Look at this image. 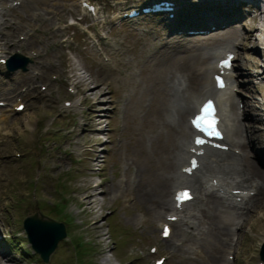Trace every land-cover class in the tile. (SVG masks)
Here are the masks:
<instances>
[{
  "label": "rangeland",
  "instance_id": "rangeland-1",
  "mask_svg": "<svg viewBox=\"0 0 264 264\" xmlns=\"http://www.w3.org/2000/svg\"><path fill=\"white\" fill-rule=\"evenodd\" d=\"M14 1L15 4L18 2L13 0V4ZM48 2L50 3V0H25L21 6L18 4L15 5L16 9L12 14L20 18L13 19L14 23H18L14 30H17L19 36L13 33L12 28L5 27L6 25L2 26L0 29L4 35L11 34L12 38L15 39L13 40L14 42L25 37V41H20L21 51L31 56L34 62L33 65L29 67L27 73L15 72L10 76V80L8 81L7 79V83L0 87V98L3 96H10L13 92H17L27 106L26 110L19 114L14 112L13 109L7 111L10 112L8 115L12 116L10 117L11 120L9 119L6 123L8 128H3L0 131V135L3 134L2 139L5 141L1 147L2 153H11L13 152V147L20 144L23 152H27V156L20 164L23 162L25 163L30 177L34 179L37 177L35 183L23 184L19 179V170L15 167L16 163H13V158H3L2 162L0 161V193L7 192L5 190L8 185L7 178L9 170V175L12 177L14 176L11 189L13 190L12 197L16 209L24 211L29 208L30 203L27 199L18 198L16 196V192L26 191L39 199L38 208L41 211L46 209L47 213L59 218L60 216L53 213L50 209L56 212H64L66 203L62 201L63 197L68 198L72 196L74 194V188L75 192H78L75 194L80 196L83 194V190H80L81 187L87 186L96 180L103 181L102 185L94 190L95 192L97 190L99 191L98 195L94 194L92 197L95 200L93 203L95 208L92 207L94 211L88 210V212L82 213V209H79V214H73L71 216L78 225V228L75 230L76 233H89L87 241H92V244H90L86 242V237H78L75 243V253L77 257L75 264H92V259L96 251L99 255L95 257L94 264H117L118 262L120 264H153L154 257H158L159 255L172 256L167 252L168 249L165 244L161 252L157 253V255H148V247L156 241H159L160 227L158 221L160 220V216H156V211L153 209L155 206L152 207L146 204V202L142 203L139 197L137 198V195L135 196L131 190H129L128 193L127 189L123 191L118 189L117 177L121 170L120 166L123 163V161L119 159V156L121 154L125 155L126 152L124 150L126 149L129 153L128 157L132 158V143H134L133 129L131 125V127H126L127 123L124 120V124L122 127L120 125L118 131L116 127L117 119H112L107 115L105 116V114L110 115L109 112L113 108L112 103L120 107L119 103L124 90L120 87L117 78L123 74H137L139 62L141 63V61L144 62L151 58L156 53V49L161 47V44H165L166 40L164 39V35L158 32L157 29L151 27H160L164 26V24L161 25L160 22L157 23L160 21V17L146 16L134 26L129 27L126 24H122L121 26L119 25L111 28L110 33L122 41L123 48L120 53L114 55L115 64L110 66L109 64L101 62L97 54L91 49L87 34H89V28L92 29V27L89 19L83 17L79 12L75 14V21L76 19L80 21V18L82 21L78 22L76 26L69 27L72 22V18L69 17L70 12L63 10L62 14L65 16L62 21L59 19L61 23L58 25L63 29L58 28L53 21L54 18H52L51 21L48 20V23L42 25V27H47L44 32H40L38 35L36 32L35 34L32 33V35L25 34L23 27L27 25V20L28 22L30 21L33 12L36 14L39 12V10L36 11L35 8L40 5L39 3L48 4ZM187 2L192 3L193 7H188L189 9L192 8L191 13L195 10L201 11L202 9H210V5H212V3H208V0L202 2L198 0H188ZM9 4H12V2ZM66 8L70 10L68 7ZM53 12H49V14L54 15ZM41 13H43L42 16L46 15V13L42 11ZM58 14L59 11L57 16ZM50 15H47L46 18L49 19L51 17ZM100 16L98 20L101 22L107 20V18L104 19L103 15ZM33 20L39 24L37 18ZM245 23L247 22L245 21ZM236 24H234V26L230 24L229 28L237 27L238 25ZM257 25L259 26L258 23ZM254 26H256V24ZM55 27L57 28L55 29ZM51 28L55 29V33L58 34L52 33ZM62 31L63 34L61 37L67 35L68 42L70 43L66 42L64 45H60L61 43L56 41ZM254 31L255 28L250 26L245 45L240 44L241 52L244 51L241 57L244 56L245 60L247 57L249 58V63L246 62L248 67L252 65L255 66L254 60L259 64H264V50H254L258 42L264 46V31L256 32V30V33ZM258 39L260 40L258 41ZM162 40L165 42L160 43ZM253 40L254 42H252ZM16 43L18 44V42ZM173 45L176 46L177 43L170 42L169 46L171 47ZM8 50L13 53L17 52L14 51L16 50V46L9 47ZM158 50L159 49H157V51ZM64 66L66 68H64ZM255 67L256 68L249 70L251 75L248 77V81L259 75L262 66L259 65ZM67 69L71 75L67 74ZM72 73L74 79L79 78L80 86L84 92L87 91V95L94 94L97 97L101 96L100 100L104 102L103 108L109 111H106L104 115H102L103 121H108V124L105 126L102 124L104 132L102 133L103 137L99 140L103 148V154L101 155H104V158H100L103 159L102 162H97L99 163L98 171H94V169L97 168L96 163H94L95 161L91 163L84 160L80 167L82 171L79 172L78 169H76V165L70 163L68 158L60 159L57 149H52L54 144H60L63 140L62 137L55 134L53 130L60 127L61 122H63L65 126V123H67L66 116L71 112V109H69L70 107H64L63 101L67 99L73 102V95L69 92L73 81ZM122 82L126 89V93L131 95L132 86L124 83V81ZM29 86L32 87L31 91L28 89ZM41 86L45 88L44 91H42ZM25 88H27L26 91H23ZM257 89L258 92L261 91V94H264V82L257 86ZM258 92L250 96L246 94L250 98H248L250 100V114L255 118H258L259 110L254 109V106L258 108L261 103V99H258L259 101L255 99L256 97H260V95H257ZM109 97H113L115 101H110ZM1 99H7L6 101H11V103L15 104V98L13 100L6 97ZM107 100H109V102H107ZM77 112H75V114H77ZM254 112H256V115ZM260 114L264 115L261 112ZM59 115H61L62 118L54 123L52 127L54 117H58ZM76 120L77 116L75 115L71 122ZM93 121H95V119ZM260 121H263V119H255L253 124L261 128L259 130V136L262 138L264 137V126ZM6 130L7 132L11 131V134H4ZM117 132L121 135H118ZM93 134H86V136L92 137ZM95 136H97V134H95ZM256 142L259 143L262 142V140ZM43 143L49 144L50 146L48 148H43L44 150L41 151ZM262 143H264V141ZM260 147L261 146L258 144L249 145L247 149L248 153L252 154L254 149L260 151ZM142 161L143 160H141V163ZM253 162L254 164H258L256 160H253ZM138 164L139 162H136V166L142 168V166ZM72 169L73 172L70 173L71 176L68 179V184L61 182L60 178L64 180L65 176L63 177V175L66 171L69 172ZM129 172L131 173L130 170ZM261 195L264 196V190L263 192L261 191ZM57 196H60V199H56ZM260 196L255 202L257 204L255 208L250 212H248V210L245 211L247 219H245L241 229L235 231L232 235H235V241L238 240L235 253L236 259L233 264H255V257L258 253L257 245L262 237V229L264 227V197L262 198ZM256 197L257 196H255V198ZM0 209H2V203L0 204ZM68 213H70L69 209ZM78 217H82V220H78ZM90 219L96 220L92 227L83 224ZM81 222L82 224H80ZM99 235H105L104 237L111 241L109 246L111 249L110 253L107 251L110 261L101 259V253L105 250V245L103 243L104 237H99ZM190 235L192 236L193 234L190 233ZM71 236L73 237L74 233L71 234ZM175 237L177 240L187 241L179 235L175 234ZM94 243L98 247L97 250L93 246ZM69 244L70 242L67 240L61 245L60 251L57 254L59 264L64 260L68 261L73 259L72 247ZM14 245L15 242H13V247L11 246V251H13L12 256H10L12 259L11 262L6 261L5 258H0V264H17L19 261L25 263L24 258L27 257V254L23 253V255H21V252L18 253L15 251ZM195 248L196 245L188 241L181 247L175 256L166 262V264H211L210 262H206V259L209 261L211 260L209 253H207L204 248H198V250H195ZM131 250L134 253L128 256L127 253ZM225 253L226 251L223 254L225 255ZM223 254H221L222 257H224ZM195 257L196 259H193ZM128 259H131V261L129 262Z\"/></svg>",
  "mask_w": 264,
  "mask_h": 264
},
{
  "label": "bare ground",
  "instance_id": "bare-ground-1",
  "mask_svg": "<svg viewBox=\"0 0 264 264\" xmlns=\"http://www.w3.org/2000/svg\"><path fill=\"white\" fill-rule=\"evenodd\" d=\"M62 3L65 2L57 1V5L54 8H64ZM43 5L46 8V4ZM0 6H2L0 13L1 24L3 17L14 8L7 9L5 2L1 1ZM53 13L55 15L53 18L55 19L57 13ZM100 17L98 15V19ZM205 20H208L207 17L201 20L196 19L194 24H198V26L202 25ZM182 23L184 24L182 20H178V24L175 26L181 25ZM247 26L248 24L244 22L241 28ZM250 26L244 34L238 30L240 28H236L232 29L229 33L200 38L199 40H193L191 42L181 39L171 40L170 42L177 43V45L170 47V42L161 44L160 49L157 51V48L156 53L151 58L144 62H139L137 74L120 75L124 83L132 86L131 95L125 93L126 114L124 118L128 126H130L131 120L133 129L134 143H132L133 150L132 152L130 151L131 155L134 157L135 163L139 162L138 165L142 166V168L138 167V172L141 175H136L137 177L141 176L142 181L136 185L134 184L135 181H132L127 186V192L129 193V190H131L135 196L137 195V198L139 197L142 203L146 202V204L152 207L155 206L153 209L157 210L158 214L161 213L162 208L169 210L172 207V203L166 201V197L164 196L169 184L172 183V186L177 188V185H183L185 183L181 173H178L175 178H172L170 170L175 167V163L178 161L177 172H181V169L188 164V158L190 156L189 149L188 147L182 149L180 144L184 146L185 141L181 139L184 136L187 139L189 136L188 132L190 128L186 124L185 117L194 111L196 94L199 87L203 86L200 84L203 73L206 74V71L211 70L210 60L217 56L215 49L219 46L229 45L232 47L231 51L237 54L240 53V44L245 45ZM204 28H201V30ZM164 42L163 40L160 41V43ZM213 44L216 48H214ZM245 61L249 63V58L247 57ZM177 73L183 74L186 79V89L183 92L185 100L184 104L178 109L179 119H172V122H170L165 120V114L168 112V108L166 109V107L168 106V99L170 98V85ZM232 83L234 84V82ZM244 86L247 87V84ZM263 96H261V99ZM238 104L235 101L231 105V117L234 122V127L232 128L230 143L233 147L241 150V156L238 157L230 153L235 160L216 158L208 162V165L214 162L218 170L222 172V176L219 177L218 172L213 167H209L211 177H213V180H218V185L224 189L225 193L230 191L236 198L242 199L244 192L256 191L255 196L257 197L252 196L245 209L250 212L257 205L255 202L261 195V191L263 192L264 190V174L259 164H254L253 160L256 159L253 156H249L246 152L245 140L250 144L256 141H264V137L261 138L259 136V130L261 128H256L253 124L255 119H263L264 121V115L258 112V118L252 117L249 107L250 100L245 97L246 107L243 120L246 123H242L241 120L236 119L234 116V110H237ZM258 109L264 114V99L261 101ZM163 111H165L164 114H162ZM254 114L256 115V112ZM224 144L230 146L227 142ZM177 152L180 153L177 154ZM141 160H143L142 163ZM187 187L192 188L196 193L198 190L200 196H202L201 201L197 202V207L201 211V217L204 223L202 228L199 226L195 229V231L197 230V234L192 233L193 235H190L191 237L180 228L177 230V234H175L186 240L192 238L193 243L197 244L198 248H204L211 257V260L206 259V262H210L211 264H225L226 261L221 254L226 250L228 251L232 243L233 231L241 229L242 224L247 219V214L237 208L227 207L224 200L216 192L206 188L203 180L198 179L196 181L195 187L197 190L191 185H187ZM260 197L263 198L264 196L261 195ZM172 215L176 214L173 213ZM187 224L192 227L195 226L193 221H189Z\"/></svg>",
  "mask_w": 264,
  "mask_h": 264
},
{
  "label": "snow or ice",
  "instance_id": "snow-or-ice-1",
  "mask_svg": "<svg viewBox=\"0 0 264 264\" xmlns=\"http://www.w3.org/2000/svg\"><path fill=\"white\" fill-rule=\"evenodd\" d=\"M222 66L224 67L229 66L228 61L227 60L224 61ZM221 86L223 85L221 84ZM192 124L193 127L196 128L198 132L203 133L208 137L219 136V133L217 132L215 127L216 121H215L214 110L211 102H208L201 108L199 114H197V116L193 119ZM204 142L205 141L203 139H200L199 137L195 139V143L198 145H201ZM192 167L193 168L196 167L195 160L192 161ZM185 170L190 171V169H185ZM187 199H190L189 193L187 191H180L176 194V200L178 205L180 202H183ZM164 235L165 236L168 235L167 229H165Z\"/></svg>",
  "mask_w": 264,
  "mask_h": 264
},
{
  "label": "water",
  "instance_id": "water-1",
  "mask_svg": "<svg viewBox=\"0 0 264 264\" xmlns=\"http://www.w3.org/2000/svg\"><path fill=\"white\" fill-rule=\"evenodd\" d=\"M43 218V217H42ZM42 222V223H41ZM41 225L44 227L46 226L47 229L49 230H56L57 229V223H55V221H50V220H47V219H41ZM51 226V227H50ZM56 228V229H55ZM60 228V229H59ZM58 230L62 232L63 230V227H58Z\"/></svg>",
  "mask_w": 264,
  "mask_h": 264
}]
</instances>
